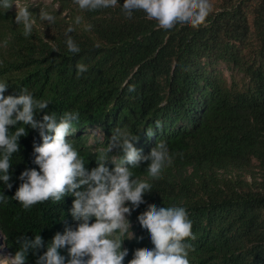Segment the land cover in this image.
Wrapping results in <instances>:
<instances>
[{"label":"trees","instance_id":"trees-1","mask_svg":"<svg viewBox=\"0 0 264 264\" xmlns=\"http://www.w3.org/2000/svg\"><path fill=\"white\" fill-rule=\"evenodd\" d=\"M19 2L36 15V24L26 37L23 25L14 22L15 4L0 8V82L8 83L6 97L27 88L34 98L48 101V108L35 114L38 121L51 112L58 118L78 112L73 127L98 126L97 145L103 150L116 127L139 136L134 147L142 156L158 141L168 143L173 163L159 179L148 176L147 164L131 169L133 178L147 180L152 189L146 203L127 217L133 238L131 232L122 238V248L128 249L123 264L136 249L154 247L137 220L148 204L185 207L196 237L186 241L194 249L190 264H264V0H211L204 24H177L171 30L159 28L143 11L126 17L124 0L95 11L81 10L74 0ZM41 8L55 21L40 20ZM70 26L74 30L66 35ZM68 36L79 53L68 51ZM77 63L88 67L79 77ZM220 63L241 73L240 80L232 73L228 82L216 69ZM133 85L136 90L129 92ZM148 128L155 132L152 138ZM26 131L11 158L12 188L0 181V192L9 198L0 203V244L12 258L17 237L40 234L47 244L57 232L76 226L71 195L28 210L11 199L21 173L39 171L33 144L42 140L38 130L26 126ZM66 139L89 170L96 167L101 150L92 151L79 134ZM117 155L122 152L114 149L109 158ZM106 166L114 168L111 160ZM45 250L30 252L27 264H36ZM61 254L67 256V250Z\"/></svg>","mask_w":264,"mask_h":264},{"label":"clouds","instance_id":"clouds-1","mask_svg":"<svg viewBox=\"0 0 264 264\" xmlns=\"http://www.w3.org/2000/svg\"><path fill=\"white\" fill-rule=\"evenodd\" d=\"M74 3L81 10L95 11L114 8L118 0H74ZM13 4L17 9L14 22L23 25V34L27 37L36 24V15L30 13L19 0H0V8L6 10L11 9ZM121 10L128 18L132 17L134 11H143L149 20L157 22L159 28L171 30L177 24L198 28L206 22L213 4L211 0H124ZM38 17L50 23L55 21V16L43 8ZM75 23H81L80 16L75 17ZM91 27L88 25L87 30H91ZM73 30L70 26L66 35ZM66 45L69 52H80L71 36H68ZM76 69L77 77L88 71L84 63H77ZM7 88V82H0V181L9 190L12 188L9 170L13 154L20 151L18 141L27 135L26 126L38 130L42 143L33 144V162L39 171H23L19 176L21 183L11 199L28 210L36 204L48 200L60 202L71 195L74 200L70 214L76 226L66 227L63 234L57 232L47 244L40 234L33 239L21 235L16 238L19 247L14 257L7 253L10 259H0V264H27L30 252L37 255L44 248L46 250L38 255L36 264H123L128 249L122 248V238L131 232L132 227L127 217L146 203L144 196L152 189L147 180L133 178L131 169L147 164L145 169L148 176L159 179L163 169L173 163L167 141H158L150 154L142 156L140 150L134 147L139 136L126 128L116 127L112 129L104 150L97 145L99 139L93 146L84 141V145L92 151L101 150L95 159L96 167L89 170V162L86 163L73 143L66 139L82 130L73 127L74 122L79 121V113L64 112L58 118L55 112H51L38 121L35 114L47 109L49 102L34 98L27 88L21 89L19 95L6 97L4 93ZM135 90L134 85L128 88L129 92ZM160 126L157 122V128ZM146 135L152 138L155 132L148 128ZM114 149L122 152V155L110 159L109 153ZM109 160L114 165L111 170L106 166ZM8 199L0 192V203H7ZM128 203L132 207L126 206ZM93 218L94 222H91ZM137 220L149 233L154 247L136 249L128 264H190L189 253L194 249L186 241L195 240L196 237L185 207L148 204ZM64 249L67 256L61 254Z\"/></svg>","mask_w":264,"mask_h":264},{"label":"rangeland","instance_id":"rangeland-1","mask_svg":"<svg viewBox=\"0 0 264 264\" xmlns=\"http://www.w3.org/2000/svg\"><path fill=\"white\" fill-rule=\"evenodd\" d=\"M31 2H34V3H38V2H41L42 4L44 5H48L50 4L53 0H30ZM13 8L16 9V6H14ZM216 69L221 72L225 78L227 79L228 82H230L231 80V75L233 73V70L228 67L226 64L224 63H220ZM235 75V77L237 79L240 80L241 78V73H238V72H234L233 73ZM80 135L82 138L84 137L85 138V142L86 144L88 145H91L93 146L95 144V142L97 141V139H101V129L98 127V126H90V127H86V128H83L81 131H76V133L71 136V137H74L76 135ZM130 235V233L128 234ZM3 258H9L10 257L7 255V253H5V251L3 250L1 244H0V259H3Z\"/></svg>","mask_w":264,"mask_h":264}]
</instances>
